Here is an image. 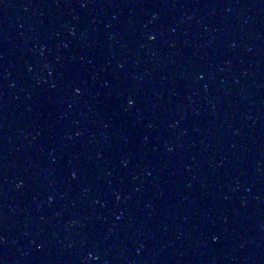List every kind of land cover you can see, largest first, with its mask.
<instances>
[{
    "label": "water",
    "instance_id": "1",
    "mask_svg": "<svg viewBox=\"0 0 264 264\" xmlns=\"http://www.w3.org/2000/svg\"><path fill=\"white\" fill-rule=\"evenodd\" d=\"M0 264H264V0H0Z\"/></svg>",
    "mask_w": 264,
    "mask_h": 264
},
{
    "label": "snow or ice",
    "instance_id": "2",
    "mask_svg": "<svg viewBox=\"0 0 264 264\" xmlns=\"http://www.w3.org/2000/svg\"><path fill=\"white\" fill-rule=\"evenodd\" d=\"M153 39H154V37H153ZM78 91H79V89H78Z\"/></svg>",
    "mask_w": 264,
    "mask_h": 264
},
{
    "label": "clouds",
    "instance_id": "3",
    "mask_svg": "<svg viewBox=\"0 0 264 264\" xmlns=\"http://www.w3.org/2000/svg\"><path fill=\"white\" fill-rule=\"evenodd\" d=\"M130 103H131V101H130Z\"/></svg>",
    "mask_w": 264,
    "mask_h": 264
}]
</instances>
